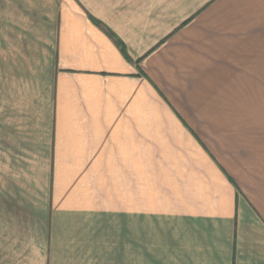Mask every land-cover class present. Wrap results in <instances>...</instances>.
<instances>
[{
  "label": "crops",
  "instance_id": "obj_1",
  "mask_svg": "<svg viewBox=\"0 0 264 264\" xmlns=\"http://www.w3.org/2000/svg\"><path fill=\"white\" fill-rule=\"evenodd\" d=\"M263 84L264 0H0V264L146 219L175 264H264Z\"/></svg>",
  "mask_w": 264,
  "mask_h": 264
},
{
  "label": "rangeland",
  "instance_id": "obj_2",
  "mask_svg": "<svg viewBox=\"0 0 264 264\" xmlns=\"http://www.w3.org/2000/svg\"><path fill=\"white\" fill-rule=\"evenodd\" d=\"M257 95H264V84L258 85ZM184 98L188 96L184 95ZM221 106L219 95H203L201 107ZM146 220L145 232L140 231V234L137 228L128 231L118 226V223L115 227L107 228L99 222H93L80 229H70L66 233L68 243L55 244L54 253L59 264L62 261L59 257L68 254L75 255L68 261L70 264H175V261L170 260L169 250L175 246L182 248L185 244L171 243V237L186 232L179 228H176L177 231L171 229L168 223L160 219ZM59 236L63 238V235Z\"/></svg>",
  "mask_w": 264,
  "mask_h": 264
},
{
  "label": "trees",
  "instance_id": "obj_3",
  "mask_svg": "<svg viewBox=\"0 0 264 264\" xmlns=\"http://www.w3.org/2000/svg\"><path fill=\"white\" fill-rule=\"evenodd\" d=\"M105 32L110 38H112L114 40L115 44L119 47V49H120L121 53L123 54V56L126 59H129L123 43L120 40H118L117 38H115L111 33H109V31H105Z\"/></svg>",
  "mask_w": 264,
  "mask_h": 264
}]
</instances>
